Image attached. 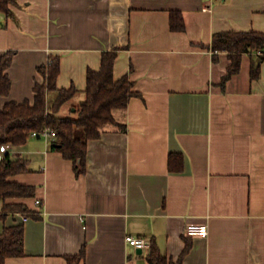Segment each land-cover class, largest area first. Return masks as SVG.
I'll return each instance as SVG.
<instances>
[{"label":"crops","instance_id":"0c3cea01","mask_svg":"<svg viewBox=\"0 0 264 264\" xmlns=\"http://www.w3.org/2000/svg\"><path fill=\"white\" fill-rule=\"evenodd\" d=\"M14 1L12 18L0 14V58L16 52L0 111L34 102L50 57L61 59L59 89L85 91L88 70L117 48L115 79L128 75L141 96L114 113L124 131L107 125L89 143L83 175L52 149V136L11 147L30 172L10 180L36 187L35 198L14 202L39 218L0 220V232L25 228V256L6 264H68L84 245L81 264H149L128 237L174 261L190 244L182 264H264V59L242 54L224 83L230 54L212 48L216 34H264V0ZM172 11L184 32L171 29ZM171 154L183 156L181 172L171 171ZM192 223L208 225V237L187 236Z\"/></svg>","mask_w":264,"mask_h":264},{"label":"trees","instance_id":"16d2710c","mask_svg":"<svg viewBox=\"0 0 264 264\" xmlns=\"http://www.w3.org/2000/svg\"><path fill=\"white\" fill-rule=\"evenodd\" d=\"M12 5H15L14 0H0V14H4L7 20L13 17ZM6 25V22H0V27ZM171 29L175 32L185 31L186 25L180 11L171 12ZM212 48L230 54L232 64L224 78L225 83L239 73L242 54L261 52L259 59H264V34H216ZM122 49L103 53L99 71L88 70L85 91H79L74 85L69 89H59L57 82L61 74V59L50 57L46 64L38 68L43 82H36L34 102H8L0 111V149L7 144L11 147L24 146L33 133L37 136L55 133L52 149L74 163L77 176L85 174L89 143L100 139L107 125H117L124 131L125 127L117 123L114 113L127 109L133 98L141 96L128 75L119 80L115 79V61L119 50ZM15 55V51H8L0 58V96H8L11 92L12 80L8 70ZM259 72V67L255 68L253 79L259 78ZM183 164L181 154H171L169 166L172 172H181ZM28 172L29 162L14 160L9 153L0 161V202L3 204L0 220L6 222L10 216L17 214L39 218L38 213L31 211L26 204L14 202L36 197V187L10 180L11 177ZM24 238V225L4 226L0 232V264H6L11 258L25 256ZM189 251L190 244H187L179 260L174 261L163 256L158 246L152 242L147 260L149 264H182ZM66 259L68 264L84 262L86 245L79 254L68 256Z\"/></svg>","mask_w":264,"mask_h":264},{"label":"built area","instance_id":"2783aa9c","mask_svg":"<svg viewBox=\"0 0 264 264\" xmlns=\"http://www.w3.org/2000/svg\"><path fill=\"white\" fill-rule=\"evenodd\" d=\"M261 55L262 53L259 52ZM46 136H52L55 137V133H46ZM33 136H37L36 133H33ZM11 149V145H3L1 147V153L2 154H8ZM186 235L189 237H201V238H206L209 235V227L206 224H189L186 228ZM128 243L135 247L136 249H140L142 251H149L151 248L152 242L148 239H143V238H133V237H128L127 238Z\"/></svg>","mask_w":264,"mask_h":264},{"label":"water","instance_id":"95a60500","mask_svg":"<svg viewBox=\"0 0 264 264\" xmlns=\"http://www.w3.org/2000/svg\"><path fill=\"white\" fill-rule=\"evenodd\" d=\"M0 22H1V21H0ZM259 62H260V61L258 60V61H257V64H259Z\"/></svg>","mask_w":264,"mask_h":264},{"label":"rangeland","instance_id":"374dc122","mask_svg":"<svg viewBox=\"0 0 264 264\" xmlns=\"http://www.w3.org/2000/svg\"><path fill=\"white\" fill-rule=\"evenodd\" d=\"M82 98V97H81ZM2 203L0 202V207H1Z\"/></svg>","mask_w":264,"mask_h":264},{"label":"bare ground","instance_id":"6f19581e","mask_svg":"<svg viewBox=\"0 0 264 264\" xmlns=\"http://www.w3.org/2000/svg\"><path fill=\"white\" fill-rule=\"evenodd\" d=\"M37 137V136H36Z\"/></svg>","mask_w":264,"mask_h":264}]
</instances>
